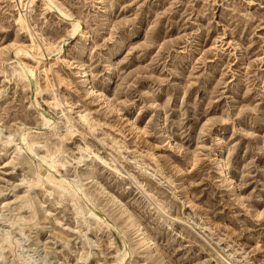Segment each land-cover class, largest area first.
Wrapping results in <instances>:
<instances>
[{
	"label": "rangeland",
	"instance_id": "obj_1",
	"mask_svg": "<svg viewBox=\"0 0 264 264\" xmlns=\"http://www.w3.org/2000/svg\"><path fill=\"white\" fill-rule=\"evenodd\" d=\"M0 264H264V0H0Z\"/></svg>",
	"mask_w": 264,
	"mask_h": 264
},
{
	"label": "bare ground",
	"instance_id": "obj_2",
	"mask_svg": "<svg viewBox=\"0 0 264 264\" xmlns=\"http://www.w3.org/2000/svg\"><path fill=\"white\" fill-rule=\"evenodd\" d=\"M20 14H21V13H20ZM18 19H19V22H20L22 25L24 24V26H26V25H25V22H26V21H25V19L22 17V14L19 16ZM23 69H24V68H23ZM26 70H27V73H28V68H27ZM26 70H25V71H26ZM30 73H31V70H30ZM33 73H34V72H33ZM31 74H32V73H31ZM28 75H29V74H28ZM28 75H27V78H28V80H29V84L33 87V86H34V85H33V82H32L33 80H32V78H31V76H29V77L31 78V79H30V78L28 77ZM32 76H33V74H32ZM34 87H35V86H34ZM35 88H36V94H37V88H38V87L36 86ZM35 88H34V89H35ZM32 89H33V88H32ZM51 122H52V121H49V120L47 121V123H48L49 126H52ZM48 128H49V127H48ZM67 129H68V128H67ZM26 130H27V129H26ZM68 131H69V130H68ZM23 142L27 144V140H26L25 137H23ZM6 143H7V142H6ZM8 143H9V142H8ZM9 145H10V144H9ZM27 150H28V149H27ZM49 167H50V168H53L52 165H49ZM96 184H97L98 188H99L100 190H102V193H103V194H104V193L106 194V190H105L100 184H98V183H96ZM68 185L71 186V188H73L74 191H76V194H77V193H78V194L80 193L81 190L79 189V187H78L77 185H73V183H71V182H68ZM82 194H83V193H82ZM83 198H84V196H83ZM86 202H88V201H86ZM88 203H89V204L91 203L90 200H89ZM91 206H92V205H91ZM143 237H145V236H143ZM146 240H147L148 243H150V240H149V239H146Z\"/></svg>",
	"mask_w": 264,
	"mask_h": 264
}]
</instances>
